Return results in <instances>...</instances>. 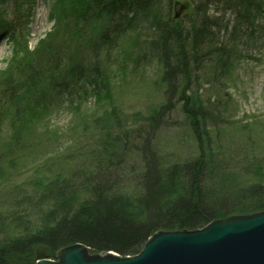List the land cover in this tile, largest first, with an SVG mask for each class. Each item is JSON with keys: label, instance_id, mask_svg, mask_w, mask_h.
Listing matches in <instances>:
<instances>
[{"label": "trees", "instance_id": "trees-1", "mask_svg": "<svg viewBox=\"0 0 264 264\" xmlns=\"http://www.w3.org/2000/svg\"><path fill=\"white\" fill-rule=\"evenodd\" d=\"M36 1L0 0V37L13 45V56L0 71V158L8 151L36 150L32 141L1 136L6 118L49 111L60 97L73 103L81 95L106 92L99 50L127 31L136 32L146 20H151L155 36L140 46L131 38L125 49L134 69L142 60L158 66L153 83L157 105L147 113L146 127L121 123L116 129H98L87 139V152L83 143L66 149L51 165L65 170L55 171L46 182L3 185L0 177V264H35L76 244L134 256L156 233L194 231L235 215L264 212V182L258 179L262 168L253 164L239 183L230 174L241 164L235 154L213 151L204 132L213 118L211 106L222 120L218 103H211L221 95L232 100L228 82L242 49L259 40L264 0H188L189 11L178 19L171 14L174 0H163L158 14L153 11L156 0H75L64 9L69 12L63 24L68 36H55L57 23L44 42L29 49ZM79 17L91 27L85 32L91 57L64 67L52 45L68 43ZM67 21L73 24L70 29ZM177 114L193 134L196 151L184 158L171 151L163 163L154 136ZM213 125L211 135L218 132ZM250 174L258 178L251 181ZM7 193L11 199L3 201Z\"/></svg>", "mask_w": 264, "mask_h": 264}, {"label": "rangeland", "instance_id": "rangeland-1", "mask_svg": "<svg viewBox=\"0 0 264 264\" xmlns=\"http://www.w3.org/2000/svg\"><path fill=\"white\" fill-rule=\"evenodd\" d=\"M74 3L75 0L36 1L29 20L27 38L29 49L44 42L57 23H60V26L55 36L60 38L66 34L63 24L69 12H64V9ZM155 3L157 4L153 11L158 14L157 11L162 9L164 3L163 0H156ZM174 13L176 9L173 6L171 14ZM72 25L71 21L65 23L67 29ZM90 29L84 18L79 17L72 35L67 40L68 43L52 45L56 50L54 54L58 63L62 61L66 63L62 65L66 67L77 58L87 60L91 57V45H87L86 40L89 37L85 33ZM135 31H127L122 38L102 45L99 50L108 83L106 92L81 95L80 98H75L73 103H69L65 97H60L49 111L33 110L28 116L16 120L6 118L8 121L3 126L1 136L6 139V136L14 135L21 141H32L36 150L8 151L1 156L0 177L3 185L34 186L39 182H46L54 176L55 171L63 172L65 170L63 165L51 166L52 163L64 157V153L69 152L65 151L69 147L70 151L76 150L80 143L85 145L84 151L87 152L91 144L87 139L96 135L98 129L101 131L106 127L116 129L121 123H126L130 128L134 127L132 129L147 126V113L157 105L158 88L153 83L157 78L158 66L155 62L142 60L139 68L135 70L130 64L129 53L125 47L131 38L136 39L137 45L140 46L155 34L151 20L139 24ZM258 39L257 42L248 43L246 48L242 49L243 53L226 91L232 100L221 95L218 100L211 103H218L217 109L222 120L219 119L216 108L211 106L213 118L204 131L209 133L213 151L235 154V161L241 164H238L240 167L236 171L230 169V174L234 175L233 178L239 183H243L246 171L252 169L253 164H258L262 168L258 169L259 178L254 174L247 175V178L251 181L258 178L264 182V22L260 27ZM135 54L134 58L138 55L136 52ZM12 56L13 45L0 38V71L6 68ZM212 125L217 129V134H210L209 128ZM153 143L163 163L168 161L171 151H178L181 158L196 151L193 134L185 124L183 115L179 114L164 121L157 129ZM225 158L222 157L224 161ZM10 199L11 195L7 193L3 201ZM83 249L87 260L110 256L109 252H94L84 245ZM59 254L60 251L54 259H45L57 264ZM112 254L116 258H121L115 253ZM40 259L44 257L38 260Z\"/></svg>", "mask_w": 264, "mask_h": 264}, {"label": "water", "instance_id": "water-1", "mask_svg": "<svg viewBox=\"0 0 264 264\" xmlns=\"http://www.w3.org/2000/svg\"><path fill=\"white\" fill-rule=\"evenodd\" d=\"M185 8L180 4L175 17ZM36 264L54 263L44 258ZM57 264H264V212L154 234L133 257L87 260L83 245L76 244L60 251Z\"/></svg>", "mask_w": 264, "mask_h": 264}, {"label": "bare ground", "instance_id": "bare-ground-1", "mask_svg": "<svg viewBox=\"0 0 264 264\" xmlns=\"http://www.w3.org/2000/svg\"><path fill=\"white\" fill-rule=\"evenodd\" d=\"M115 253V252H114ZM109 255L111 256V255H113L114 256V254H112V252L111 253H109ZM118 255V254H117ZM119 256V255H118ZM135 256V255H134ZM121 257V256H120ZM127 257H133V256H127ZM113 258H115L116 259V257L114 256ZM121 258H126V257H121Z\"/></svg>", "mask_w": 264, "mask_h": 264}]
</instances>
